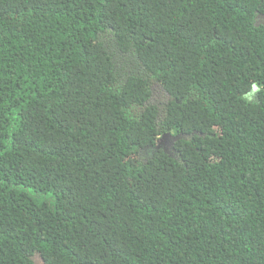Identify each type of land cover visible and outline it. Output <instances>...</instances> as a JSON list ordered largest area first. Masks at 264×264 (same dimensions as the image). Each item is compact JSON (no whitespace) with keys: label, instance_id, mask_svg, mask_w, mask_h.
I'll use <instances>...</instances> for the list:
<instances>
[{"label":"trees","instance_id":"1","mask_svg":"<svg viewBox=\"0 0 264 264\" xmlns=\"http://www.w3.org/2000/svg\"><path fill=\"white\" fill-rule=\"evenodd\" d=\"M35 255L264 264V0H0V264Z\"/></svg>","mask_w":264,"mask_h":264},{"label":"water","instance_id":"2","mask_svg":"<svg viewBox=\"0 0 264 264\" xmlns=\"http://www.w3.org/2000/svg\"><path fill=\"white\" fill-rule=\"evenodd\" d=\"M189 137H191V135H188V136L181 135V134L172 135L169 132H164L156 140L155 146L151 148V154L156 151L162 150L167 155L172 156L174 153V148H173L174 143H176L177 141L181 139H187ZM165 145L166 147L164 148ZM37 256L39 257L41 263L44 264L40 256L39 255Z\"/></svg>","mask_w":264,"mask_h":264},{"label":"rangeland","instance_id":"3","mask_svg":"<svg viewBox=\"0 0 264 264\" xmlns=\"http://www.w3.org/2000/svg\"><path fill=\"white\" fill-rule=\"evenodd\" d=\"M151 89H152V96L150 99V103L156 105L157 107H159V109H161L163 105L165 104V102L167 101V95L164 93L161 87L157 84H152ZM142 157L144 158L146 157L145 152L141 154V158ZM33 262H35V264H42L37 255L33 257Z\"/></svg>","mask_w":264,"mask_h":264},{"label":"flooded vegetation","instance_id":"4","mask_svg":"<svg viewBox=\"0 0 264 264\" xmlns=\"http://www.w3.org/2000/svg\"><path fill=\"white\" fill-rule=\"evenodd\" d=\"M166 147V145L164 146V148Z\"/></svg>","mask_w":264,"mask_h":264}]
</instances>
